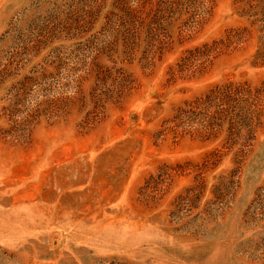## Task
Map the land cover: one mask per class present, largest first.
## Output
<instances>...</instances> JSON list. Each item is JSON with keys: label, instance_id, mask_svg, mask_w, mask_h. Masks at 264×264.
Segmentation results:
<instances>
[{"label": "rangeland", "instance_id": "rangeland-1", "mask_svg": "<svg viewBox=\"0 0 264 264\" xmlns=\"http://www.w3.org/2000/svg\"><path fill=\"white\" fill-rule=\"evenodd\" d=\"M0 264H264V0H0Z\"/></svg>", "mask_w": 264, "mask_h": 264}]
</instances>
